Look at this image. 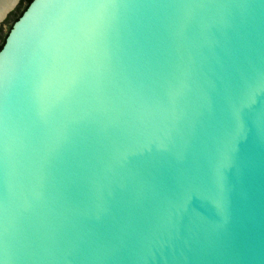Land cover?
Instances as JSON below:
<instances>
[{
  "label": "water",
  "instance_id": "1",
  "mask_svg": "<svg viewBox=\"0 0 264 264\" xmlns=\"http://www.w3.org/2000/svg\"><path fill=\"white\" fill-rule=\"evenodd\" d=\"M0 264H264V0H31L0 48Z\"/></svg>",
  "mask_w": 264,
  "mask_h": 264
},
{
  "label": "rangeland",
  "instance_id": "2",
  "mask_svg": "<svg viewBox=\"0 0 264 264\" xmlns=\"http://www.w3.org/2000/svg\"><path fill=\"white\" fill-rule=\"evenodd\" d=\"M20 7V2H18L16 4V6L10 11V13L8 14V18H5L2 22H1V29H0V43L2 42V34L3 36L5 35V33L8 31L10 25L13 22V19L15 17V15L19 12V8Z\"/></svg>",
  "mask_w": 264,
  "mask_h": 264
},
{
  "label": "trees",
  "instance_id": "3",
  "mask_svg": "<svg viewBox=\"0 0 264 264\" xmlns=\"http://www.w3.org/2000/svg\"><path fill=\"white\" fill-rule=\"evenodd\" d=\"M31 2V0H21L20 2V9L19 12L15 15L13 22L22 14L23 10L27 7V5ZM12 22V23H13ZM12 25V24H11ZM10 25V27H11ZM7 32L5 33V35L3 36L2 42L0 43V48L2 47L5 37H6Z\"/></svg>",
  "mask_w": 264,
  "mask_h": 264
},
{
  "label": "bare ground",
  "instance_id": "4",
  "mask_svg": "<svg viewBox=\"0 0 264 264\" xmlns=\"http://www.w3.org/2000/svg\"><path fill=\"white\" fill-rule=\"evenodd\" d=\"M13 2V0H0V12L7 8L8 5H10Z\"/></svg>",
  "mask_w": 264,
  "mask_h": 264
},
{
  "label": "flooded vegetation",
  "instance_id": "5",
  "mask_svg": "<svg viewBox=\"0 0 264 264\" xmlns=\"http://www.w3.org/2000/svg\"><path fill=\"white\" fill-rule=\"evenodd\" d=\"M19 2H21V0H19ZM9 15H7L6 18H8ZM6 20V19H5ZM10 28V27H9ZM0 29H1V26H0ZM2 39H3V34H2Z\"/></svg>",
  "mask_w": 264,
  "mask_h": 264
}]
</instances>
